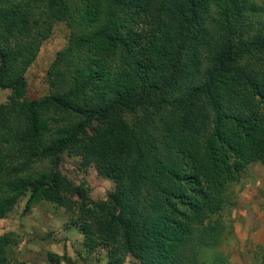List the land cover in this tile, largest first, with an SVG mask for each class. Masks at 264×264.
I'll use <instances>...</instances> for the list:
<instances>
[{
	"label": "trees",
	"instance_id": "1",
	"mask_svg": "<svg viewBox=\"0 0 264 264\" xmlns=\"http://www.w3.org/2000/svg\"><path fill=\"white\" fill-rule=\"evenodd\" d=\"M261 1L0 0V88L11 91L0 105V220L29 193L66 206L108 264L127 254L201 264L221 242L229 185L264 165V22L249 25ZM61 22L70 36L51 93L28 101L26 72ZM112 119L93 148L84 128ZM71 147L118 185L115 197L74 212L55 169ZM13 241L0 236V264Z\"/></svg>",
	"mask_w": 264,
	"mask_h": 264
},
{
	"label": "rangeland",
	"instance_id": "2",
	"mask_svg": "<svg viewBox=\"0 0 264 264\" xmlns=\"http://www.w3.org/2000/svg\"><path fill=\"white\" fill-rule=\"evenodd\" d=\"M260 3L264 7V0ZM262 22L263 11L252 15L249 25L258 28ZM69 36L70 30L61 22L43 42L26 72L28 101L50 95L48 72L57 54L67 46ZM205 58L203 51L198 67L200 78L207 70ZM10 95V90L0 88V105L6 103ZM113 122L112 119L86 125L85 135L93 148L98 130L107 124L112 126ZM55 169L71 183L74 212L85 200L103 201L118 193V185L101 176L94 164L79 156L74 147L62 155L61 163ZM226 197L225 208L215 217L223 225L221 242L200 253L201 264H264V165L259 162L247 165L239 172L238 180L229 185ZM29 200L28 193L0 220V236L11 234L14 240L9 251L10 264L51 263L50 254L62 258L58 264H108L103 245L93 252L86 247L85 238L72 225L73 214L66 206L42 199L34 203ZM122 264L141 263L135 255L127 254Z\"/></svg>",
	"mask_w": 264,
	"mask_h": 264
}]
</instances>
